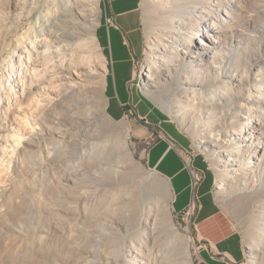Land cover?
Returning <instances> with one entry per match:
<instances>
[{
	"label": "rangeland",
	"instance_id": "374dc122",
	"mask_svg": "<svg viewBox=\"0 0 264 264\" xmlns=\"http://www.w3.org/2000/svg\"><path fill=\"white\" fill-rule=\"evenodd\" d=\"M49 1L60 24L63 45L69 46L65 64L72 59L77 64L90 63V30L80 24V12L74 10L70 15V7L66 8L63 0ZM15 5L16 0H0V24L6 25L0 34V80L8 75L10 45L25 32L35 14L27 15L15 29L13 22L21 13ZM158 5L154 0H143L144 47L131 66H113L108 51L99 42L108 71L105 74L99 68L98 73L107 81V115L115 122L111 134L116 142L90 147V94L83 101L73 102L76 106L70 110L54 115L64 122L66 136L61 144L49 136L42 138V127L36 126L32 117L23 120V111L30 109L26 98L20 105L14 103L13 96L0 100V162L2 152L8 148L13 151L14 139L20 138H9V134L17 132L12 127L27 131L21 146L16 148L14 165L9 168L0 163V178L7 180L0 183V264H139V260L144 264H202L194 217L187 218L175 211L173 190L171 199L167 187V183L171 186L169 180L148 163L149 149L158 141L157 131L161 130L144 118L150 107L155 112L149 121H164L167 130L177 131L190 146L188 150L197 158V165L204 168L206 182L214 183L216 199L242 238L241 263L264 264V182L255 161L244 151L223 155L229 145L221 144L232 134L225 136L230 132L221 127L218 119L212 120L209 106L185 111L186 107L178 101L180 80L164 75L159 90L148 81L147 42L165 15ZM213 5L214 11L223 10V20L234 19L218 38L223 69L242 74V60L248 47L252 75L243 85L254 88L253 94L256 88L264 90V0H220ZM100 10L96 36L103 40L106 0L101 1ZM195 39L198 43L200 39L205 41L203 36ZM234 84L239 87V83ZM8 105L14 114L7 112ZM259 112L264 114V110ZM241 116L248 119L245 112ZM124 121L129 127L128 139ZM255 121L251 118L248 123L252 126ZM148 126L155 130L149 129L153 136L145 140L141 130ZM134 127L139 129V139L133 136ZM29 131L38 134L29 136ZM201 137L211 141L207 151L197 148ZM28 139L33 144H28ZM74 175L78 186L67 182ZM220 176L226 182L223 188L218 184ZM143 180L147 181L146 187ZM188 201L189 197H183L180 204Z\"/></svg>",
	"mask_w": 264,
	"mask_h": 264
},
{
	"label": "bare ground",
	"instance_id": "6f19581e",
	"mask_svg": "<svg viewBox=\"0 0 264 264\" xmlns=\"http://www.w3.org/2000/svg\"><path fill=\"white\" fill-rule=\"evenodd\" d=\"M31 1L16 0L15 8L21 9V13L16 15L13 22L15 29L27 15L31 16L33 12L35 14L25 32L10 45L8 75L0 80V100L6 95L13 96L14 103L20 105L26 98L30 109L23 111V120L27 121L32 117L33 123L42 127V138L49 136L55 143L61 144L66 136L62 127L64 122L56 120L54 115L70 110V107L76 106L73 102L83 101L90 94V147L116 142V137L111 134V127L115 122L107 115V81L98 73L99 68L105 74L108 71L107 58L100 53V39L96 36L102 0H63L66 8L70 7V15L78 10L82 19L80 24L85 30H90V63L77 64L72 59L68 65L65 64L64 57L69 46L63 45L60 24L54 18L50 1ZM154 1L163 7L165 15L151 32L147 42L150 54L146 65L148 81L159 90L161 77L164 75L180 80L182 86L178 101L186 107L185 111L209 106L213 111L212 120L218 119L221 127L230 132L225 134L226 137L229 134L234 137L226 138L221 144L222 147L225 143L229 145L224 149L223 155H239L240 151L249 153L264 182V114L259 112L264 110V90L262 87L256 88L257 92L253 94L254 88L247 89L243 85L252 75L248 47L245 59L242 60V74H231L223 69L225 65L218 38L226 26L234 23V19L231 17L229 21L223 20L220 14L223 10L219 8V11H214L213 2L220 3V0ZM29 6L30 10L26 11ZM65 11L67 14V10ZM225 11L230 13L229 9ZM5 26L0 24V34ZM197 36H203L205 41L200 39L198 43L195 39ZM180 72L184 75H180ZM234 82L239 83V87ZM147 93L152 94L149 87ZM18 94L21 96L18 97ZM7 112L14 114V109L8 105ZM244 112L248 119L242 118L241 113ZM251 118L256 120L252 126L248 123ZM84 120L88 121L87 118ZM123 125L128 139L130 133L126 121ZM12 129L17 132L9 134V138H20L14 139L13 151L8 148L2 152L0 162L1 166L4 164L9 168L15 163L16 148L21 146V139L26 138L27 134L21 128ZM28 134L37 136L38 133L29 131ZM27 141L28 144H33L31 139ZM209 144L210 140L201 137L197 148L207 151ZM154 174L156 175L155 172ZM75 178L77 175L67 178V182L71 186H78ZM3 181L7 182L0 178V183ZM146 182L143 180L141 183L146 187ZM218 184L220 188L226 186L223 176L219 177ZM167 187L173 199L172 188L168 183ZM262 192L264 194V189ZM141 224L144 222L141 221ZM121 230L122 228L118 229L119 232ZM125 230L128 231L126 228ZM138 262L144 264L142 260Z\"/></svg>",
	"mask_w": 264,
	"mask_h": 264
},
{
	"label": "crops",
	"instance_id": "0c3cea01",
	"mask_svg": "<svg viewBox=\"0 0 264 264\" xmlns=\"http://www.w3.org/2000/svg\"><path fill=\"white\" fill-rule=\"evenodd\" d=\"M143 0H106L107 24L101 31L104 39L100 37L101 46L108 51L113 66L116 63L132 64L135 56L141 55L144 47V12ZM111 20V23H108ZM154 108L146 110L145 117L157 131L158 141L154 143L148 153V163L155 171L169 180L175 211L181 214L188 207L193 195L192 177L190 171L181 157L180 149L188 150L190 146L177 133L167 130L162 121L150 122ZM155 121V119H153ZM150 126L141 130L145 140L152 138ZM138 127L133 128V136L139 139ZM171 140L175 146L171 145ZM150 157V160H149ZM194 160L197 169L203 170ZM215 185L206 182V177L199 186L197 193L200 198V207L194 216L195 236L200 249H202V264H240L244 260V246L242 238L236 231L232 220L219 204L214 195ZM183 197H189L187 204H180ZM178 205H180L178 207Z\"/></svg>",
	"mask_w": 264,
	"mask_h": 264
},
{
	"label": "built area",
	"instance_id": "2783aa9c",
	"mask_svg": "<svg viewBox=\"0 0 264 264\" xmlns=\"http://www.w3.org/2000/svg\"><path fill=\"white\" fill-rule=\"evenodd\" d=\"M108 23H111V20H108ZM170 143L172 146H175L172 140ZM180 154L187 166V169L190 171V174L192 177V188H193V195L191 197L188 207L185 209L183 214H184V217L192 218L195 216L196 212L198 211L200 207V198L197 193V190L199 186L201 185V183L203 182L205 176L202 170L197 169L195 167L194 165L195 157L189 150L183 149L182 151H180ZM194 229H195V225H194Z\"/></svg>",
	"mask_w": 264,
	"mask_h": 264
}]
</instances>
